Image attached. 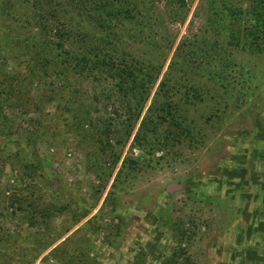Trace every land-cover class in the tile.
Here are the masks:
<instances>
[{"label": "rangeland", "instance_id": "1", "mask_svg": "<svg viewBox=\"0 0 264 264\" xmlns=\"http://www.w3.org/2000/svg\"><path fill=\"white\" fill-rule=\"evenodd\" d=\"M129 1L114 6L132 9L130 23L107 15L113 52L139 61L128 94L108 60L61 80L50 64L45 83L31 84L29 57L2 62L8 76L23 75L14 93L29 99L0 109L9 137L0 133V264L32 253L26 235L49 242L29 264H75L78 236L95 264H264V54L244 38L262 0ZM62 11L75 56L81 45L104 47L110 28ZM17 23L0 15L10 38L30 35ZM150 62L160 67L153 85L143 78ZM140 129L153 147L136 143ZM33 153L43 174L27 168ZM30 201L45 218L30 215Z\"/></svg>", "mask_w": 264, "mask_h": 264}, {"label": "trees", "instance_id": "2", "mask_svg": "<svg viewBox=\"0 0 264 264\" xmlns=\"http://www.w3.org/2000/svg\"><path fill=\"white\" fill-rule=\"evenodd\" d=\"M114 1L115 0H0V15L8 16L12 20L18 21L17 26H19L20 30L25 28L27 29V32H30V35H26L25 33L22 37L13 36L10 38V32L13 31L11 25L6 26V30L4 31H1L0 29V37L2 38V41L0 42V109L4 104L22 103L27 102L29 99L24 90H19L20 92L17 95L14 93L15 88L19 89L20 86L17 87V85L19 81L22 80L21 78H24L23 75L13 74L12 76H8L4 72V63H2L8 59L16 60L20 58L21 55H25L30 58L29 67L27 69L28 75L25 77L27 78L26 80L29 84H31L34 80H40L45 83L44 79L47 75L46 71L51 66L50 64H55L54 66L56 67L54 69V73H52V79L61 80L65 79L66 72H69L70 70L80 75L83 71L89 70V66L92 68H100L106 64V60H108L109 63L114 62V64L116 63V74L119 78L118 88L124 94H128L137 83L138 77L132 69L139 61L130 57L129 54H124V51V53L118 54L117 52L116 54L113 52L112 48H114V44H116L113 38L116 34L114 29L115 24L114 21H111L112 24H110V18L108 19L107 15L114 17L113 13L118 15L122 12V15H126V20L124 22L130 23L129 18L131 16L132 9L126 5L123 11H120L116 6H114ZM263 1L264 0L259 1L252 6L250 13L253 15V19L249 27H245L244 38L248 42L247 48L252 54H264V13L260 12L261 4H264ZM111 2H113V5ZM129 2L130 1L128 0V3ZM66 7L71 9V13L76 12L75 14L81 22L93 20V22H97V24H99L103 29L110 28V31L104 29L105 31H108V33L103 38H100L101 42L106 44H103V48H100L101 44H96L97 52L95 53L93 49L91 52L94 53H90L88 51L84 52L81 45V48L77 49L79 52L77 56L72 53L71 45H66V40L64 42L63 37L66 33L65 29H63V24L60 23V19L63 15L62 10ZM69 18L71 21L74 20L73 15ZM69 29L71 30V28ZM53 37L62 39L60 41H56L55 43L53 42ZM84 37L86 39L87 35L85 34ZM87 38H89V36ZM10 40H12V42ZM151 40L154 41V37L149 36L147 45H150ZM150 63L149 66H152V68H150L151 70L146 71L143 78L147 79L146 82L150 85H153L158 78L160 67H156L155 64L152 65V63ZM67 68H70V70L68 71ZM92 68L90 70H92ZM154 70L157 72L155 73ZM246 72L250 71L246 69ZM158 87L159 93L160 89L165 87V83L161 81L158 84ZM23 92L25 94H23ZM146 98L147 95L146 97H143L141 103ZM1 114L2 113L0 111V133H2L5 138H9L7 137L8 120ZM145 122H147V120L144 121L142 127H144ZM46 134L47 133H44L43 135ZM145 134V130L140 129L134 136L136 143L141 144L144 148L153 147L152 143L148 141V137H145ZM26 142L31 141L26 139ZM19 145L20 143L17 141L16 146ZM16 152L17 154L19 153V147H17ZM26 165L27 164H25V166ZM28 167L41 174L46 172L45 168H42L39 158L34 153L29 159L27 168ZM27 208L32 211V214H30L27 209H24L26 216L30 214L36 216L39 215L42 218H45L43 211H37V202L34 203V201H30ZM20 209H22L21 206ZM87 212V210L82 211V209H80L77 212L78 217L75 222H78L85 217ZM87 224L88 223H85V225H83L84 228L81 225L82 227L80 226L78 230L81 232L87 231ZM25 238L28 242L24 240V246H29L32 253L29 254L26 251L27 248H22L19 254V257L21 258L19 262L20 264L22 262L29 264L34 257L44 251V249H46L49 245V242H46L41 238L38 239L29 235H26ZM80 238L81 236L74 237L76 248L72 251V254H69L68 251V263L95 264V260L88 257L89 250L91 249H88L86 242H76V239ZM84 238L86 239V237ZM69 241L71 242V239L67 242ZM64 245L65 243L57 245L54 248L53 253H57L64 247ZM63 254L66 255L64 252ZM25 258H27V260H25Z\"/></svg>", "mask_w": 264, "mask_h": 264}, {"label": "water", "instance_id": "3", "mask_svg": "<svg viewBox=\"0 0 264 264\" xmlns=\"http://www.w3.org/2000/svg\"><path fill=\"white\" fill-rule=\"evenodd\" d=\"M169 190V189H168ZM171 191V190H170Z\"/></svg>", "mask_w": 264, "mask_h": 264}]
</instances>
